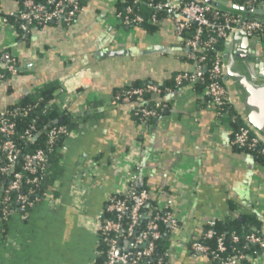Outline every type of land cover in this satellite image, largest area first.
<instances>
[{
  "label": "crops",
  "instance_id": "obj_1",
  "mask_svg": "<svg viewBox=\"0 0 264 264\" xmlns=\"http://www.w3.org/2000/svg\"><path fill=\"white\" fill-rule=\"evenodd\" d=\"M118 1L83 0L70 28L51 23L24 34L2 23L19 13V0H0V57L14 59L19 69L0 84V111L35 88L59 85L84 69L94 74L79 77L70 98L55 92L61 108L89 118L64 141L57 203L39 202L24 220L18 212L0 219V264H93L92 224L108 196L125 192L132 171L142 172L153 201H174L180 229L172 264H209L188 253V241L200 237L207 221L234 211L257 213L264 237V164L232 148L227 126L200 107L203 91L183 90L169 113L146 127L131 115L132 105L111 104L113 92L126 84L163 86L190 67L170 16L154 33L122 29ZM221 1L248 7V0ZM244 51L264 67L257 42Z\"/></svg>",
  "mask_w": 264,
  "mask_h": 264
},
{
  "label": "built area",
  "instance_id": "obj_2",
  "mask_svg": "<svg viewBox=\"0 0 264 264\" xmlns=\"http://www.w3.org/2000/svg\"><path fill=\"white\" fill-rule=\"evenodd\" d=\"M119 1L125 3L124 0ZM19 2L17 27L24 34H27L32 27H43L50 23H58L70 28L83 9L79 0H46L45 3H38L36 0H19ZM255 2V0L248 1V7L264 6V0H258L256 5L252 6ZM142 4L154 11L147 19L138 13ZM220 12L196 0L186 3L182 0H132L131 4L126 5L121 12H116L117 24L128 27H137L145 21L158 27L165 16H170L173 33L182 39L190 67L189 70L173 76L172 86L145 83L134 87L126 84L116 92L111 104L132 105L131 115L141 127H146L150 120H157L162 112L173 108L176 98L183 90H191L196 82H201L204 84L203 94L208 98L204 109L212 112L217 119L224 117L232 107V100L223 82V52L213 45L218 40L225 43L232 34L243 33L249 38H257L264 54V24L258 20L243 19ZM158 13L166 15L158 17ZM9 18L2 17V23L8 25ZM191 25L194 26L193 34L185 38L184 32ZM208 54H211L209 63ZM16 63L14 59L0 61V71L7 74L6 78L0 74V84L17 77ZM81 76L94 77V74L88 69L77 72L69 79L59 82L56 94L64 95L66 98L72 97L75 94L73 83H76ZM55 101L56 99L48 101L45 107L49 108ZM17 103H13L12 108L8 106L0 111V176L2 178L0 219L3 222L14 213L13 207H16L21 219L24 220L29 210L39 202L45 201L50 205L57 203V199L49 191H42L40 198L31 199L30 196L35 195L46 174L49 150L55 145L59 135L68 138L72 133V131L68 133L64 127L49 129L45 125L39 126L33 120L18 130L19 121L30 117L37 104L16 107ZM40 135L45 136V149L38 147L21 156L22 148L19 144H32ZM229 143L232 147L264 156V146L261 145V141L257 137L250 136L247 128H238L230 136ZM135 170L140 169L137 167ZM143 179L141 171H132L128 176L125 192L108 196L103 209L92 224L97 238L95 259L98 255L105 254V264H143L144 260L148 261L147 264L173 263L170 248L176 241L180 229L174 201L170 196H165L163 200L150 203V195L143 187ZM256 209L254 208V211ZM104 214H110L112 217ZM139 220L146 221L144 229L138 228ZM217 220L215 218L207 221L200 237L188 241L187 250L190 255L199 256L209 264H243L246 261L248 264H264V237L261 233H251L244 237L245 242L256 245L261 254L256 256L251 253L244 254L236 248L228 251L223 237L217 236L212 230ZM161 229L167 232L170 242V247L163 255H159L155 243L161 236ZM238 240L237 236L232 235L231 244H237ZM117 250L120 251L119 254Z\"/></svg>",
  "mask_w": 264,
  "mask_h": 264
},
{
  "label": "trees",
  "instance_id": "obj_3",
  "mask_svg": "<svg viewBox=\"0 0 264 264\" xmlns=\"http://www.w3.org/2000/svg\"><path fill=\"white\" fill-rule=\"evenodd\" d=\"M46 0H36L38 3H45ZM81 7L83 6V0H79ZM125 3L118 1L117 6H116V12H121L124 7L128 4H131L132 0H124ZM155 1H162V0H155ZM183 2H189L190 0H182ZM250 1V0H248ZM256 2L258 0H255ZM256 2L254 3L255 6ZM220 12V11H219ZM139 14L143 15L144 18L147 19L150 14L154 13V11L150 10L147 8L145 4L140 5V11L138 12ZM223 13V12H220ZM166 14L165 13H158V17H164ZM17 16V15H16ZM11 17L9 19V24L12 25L16 30L19 31L18 26V21L17 18ZM51 24V23H50ZM119 26V25H118ZM142 27L147 33H154L157 30V27L151 24H148L146 21L143 22L142 24L139 25ZM32 26H30L31 28ZM122 29H131L134 27H128V26H119ZM193 29L194 26L191 25L188 27V29L185 30L184 32V37L189 38L193 34ZM20 32V31H19ZM224 41L218 40L213 47L216 49L221 50L222 52L224 51ZM13 60V59H10ZM0 61L5 62L2 57H0ZM211 61V54L207 55V62L209 63ZM10 63V61H9ZM16 67H18L16 63ZM0 74H3L4 77L6 78L7 74L4 73L3 71H0ZM145 83L148 82H134V83H129L131 86L138 87L142 86ZM163 86H172V81L171 83H167ZM58 89V85L56 83H50L43 85L40 88H35L32 91H30L27 95L23 96L22 99H20L16 105V107H24L28 104H37L35 107L34 113L27 118H23L19 121V126L17 129H21L23 126L27 125L29 122L32 120L35 121V124L39 126H47L49 129L54 128V127H64L65 130L69 133L76 129L83 121L87 120L89 116L87 117H78L75 116L74 114L68 112L65 108H61L56 101L50 106L49 108L45 107V104L48 101H51L56 98L55 92ZM121 88L115 90L112 94L111 100L113 96L116 94V92L120 91ZM204 89V84L201 82H196L194 84V88L191 89L190 91L195 92L196 94L201 93ZM208 101V98L206 96H202L199 102L200 107L204 108L206 103ZM13 106H11L12 108ZM15 107V106H14ZM170 109L165 110L160 114V117H165L169 113ZM218 123H222L223 125H226L227 128L230 131V136H232V133H234L238 128L244 127L249 130L250 136L256 137L255 133L253 132L252 128H250L245 121L242 119V116L240 115L239 112H237L234 108L233 101H232V107L228 110V113L224 117L216 118ZM153 124V121L150 120L147 125L151 126ZM66 139L65 135H59L56 143L52 148L49 150L48 155H47V161H46V174L43 177L40 186L38 189L35 191V195L33 194L30 196L31 199H36L41 197V192L42 191H49L53 197H56L58 194V189L61 185V174L62 170L60 167V160L62 158V148L64 141ZM45 136L40 135L38 138L35 139V141L32 144H23L20 143L19 146L22 148V153L21 156L30 152L34 151L38 147H41L45 149ZM261 145L264 146V143L261 142ZM238 151L246 152L249 153L253 156L254 160L257 163L264 164V156L255 153V152H250L248 150H243L241 148L237 147H232ZM0 176V180H1ZM143 187L146 189V187L143 185ZM147 190V189H146ZM38 194V196H36ZM120 196V195H118ZM154 201L150 198V203H153ZM231 210H234V206L230 207ZM13 212H17L16 207H13ZM235 212V211H234ZM228 213L226 214L225 219H218L212 228L214 233L217 236H222L223 240L227 246L228 251H232L234 248H236L237 251L242 252L244 254H254V256L261 254L260 250L256 245H251L247 244L244 240V237L246 235H249L251 233L254 234H260V224L257 219V215L254 213L250 214H237V213ZM104 216H109L112 217L110 214H104ZM145 220H139L138 222V228L139 229H144L145 227ZM160 238L155 241L157 245V251L159 255H163V253L168 250L170 247V242L168 240L169 235L167 232L163 229L160 230ZM232 235H235L239 238L238 243L235 245L231 244V237ZM213 246V244H212ZM106 262V256L105 254H100L97 256V258L94 261V264H105ZM143 264H147L148 261L144 260L142 261ZM243 264H248L246 261Z\"/></svg>",
  "mask_w": 264,
  "mask_h": 264
},
{
  "label": "water",
  "instance_id": "obj_4",
  "mask_svg": "<svg viewBox=\"0 0 264 264\" xmlns=\"http://www.w3.org/2000/svg\"><path fill=\"white\" fill-rule=\"evenodd\" d=\"M226 14L248 20H258L264 24V8L239 7L232 3L225 4L221 0H196ZM255 41L258 44V54L262 55L260 41L249 38L243 33L232 34L224 44L223 51V82L230 96L234 100V108L240 113L245 123L252 128L256 137L264 143V67L254 56V62L244 51L247 43ZM264 56V54H263ZM8 56L4 59L8 60ZM19 71V69H18ZM119 250L117 253L119 254Z\"/></svg>",
  "mask_w": 264,
  "mask_h": 264
}]
</instances>
